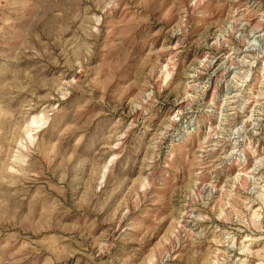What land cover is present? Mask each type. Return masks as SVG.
I'll return each instance as SVG.
<instances>
[{"label": "rangeland", "instance_id": "1", "mask_svg": "<svg viewBox=\"0 0 264 264\" xmlns=\"http://www.w3.org/2000/svg\"><path fill=\"white\" fill-rule=\"evenodd\" d=\"M0 264H264V0H0Z\"/></svg>", "mask_w": 264, "mask_h": 264}]
</instances>
